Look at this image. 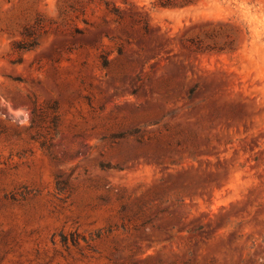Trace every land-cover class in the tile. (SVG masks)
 Returning a JSON list of instances; mask_svg holds the SVG:
<instances>
[{
	"label": "rangeland",
	"instance_id": "1",
	"mask_svg": "<svg viewBox=\"0 0 264 264\" xmlns=\"http://www.w3.org/2000/svg\"><path fill=\"white\" fill-rule=\"evenodd\" d=\"M62 5L0 0V264H264V0Z\"/></svg>",
	"mask_w": 264,
	"mask_h": 264
},
{
	"label": "trees",
	"instance_id": "2",
	"mask_svg": "<svg viewBox=\"0 0 264 264\" xmlns=\"http://www.w3.org/2000/svg\"><path fill=\"white\" fill-rule=\"evenodd\" d=\"M67 0H57V7L59 8V10L64 11L66 9L67 6H63L62 3L66 2ZM171 4H163V6H168ZM70 7V6H68ZM42 17L41 15H38L34 21L33 24H25L23 26V31H22V35L24 36H28L30 33H32L34 30H41L43 29L42 27ZM44 25V24H43ZM35 47V44H30L27 48V50H32Z\"/></svg>",
	"mask_w": 264,
	"mask_h": 264
}]
</instances>
